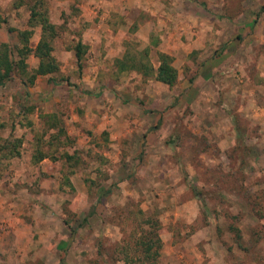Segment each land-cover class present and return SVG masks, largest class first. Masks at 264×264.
Listing matches in <instances>:
<instances>
[{
	"label": "rangeland",
	"instance_id": "rangeland-1",
	"mask_svg": "<svg viewBox=\"0 0 264 264\" xmlns=\"http://www.w3.org/2000/svg\"><path fill=\"white\" fill-rule=\"evenodd\" d=\"M32 1L0 0V44L17 43L7 26L26 28ZM44 2L59 70L0 86V135L24 137L0 172V264H264V0ZM136 50L154 66L171 56L177 83L118 72ZM52 113L65 145L45 141ZM148 219L152 263L138 245Z\"/></svg>",
	"mask_w": 264,
	"mask_h": 264
},
{
	"label": "trees",
	"instance_id": "trees-1",
	"mask_svg": "<svg viewBox=\"0 0 264 264\" xmlns=\"http://www.w3.org/2000/svg\"><path fill=\"white\" fill-rule=\"evenodd\" d=\"M18 4H16V6ZM200 4L203 7L205 6L204 2H200ZM29 7L30 12L26 28L18 29L13 26H7V31L15 32V35L17 36V43L12 47L14 52L7 42L0 44V86L5 85L8 81L18 80L24 88H27L28 86L34 85L38 76L50 75L59 70L58 60L52 53V42L58 36L59 28L49 20L48 10L44 0H33ZM6 22V19L0 15V27ZM35 27L40 28V38L37 44L32 47L29 42L34 33L33 29ZM73 51L77 59V64L81 67V59L86 51V46L78 40L73 46ZM30 55L37 59L36 66L31 68L27 62ZM114 65L117 67L118 72L131 69L136 70L145 78L153 77L155 80L170 87L175 85L179 79L178 70L173 64L172 57L162 52H158L156 66L151 63L147 50H136L134 52L127 51L122 57L116 58ZM193 77L194 76H191L189 78V82L192 81ZM58 82L62 84L65 83L68 87L74 86V84L70 83L67 79L59 78L56 80L53 77H48V84H52L53 86ZM74 87L80 90L77 86ZM136 101L143 104L139 100ZM34 107L35 105L31 104L26 107V110L30 112ZM43 115L48 117V120L46 121L48 123L46 124L47 127L49 129H56L55 132L49 135V139L45 141L48 142L50 147L54 144H56V146L67 144L69 138L64 127L61 125L62 122L55 117L54 113ZM160 117L161 113L158 114L157 120H159ZM27 123L28 125H32L30 120H28ZM4 126L5 125L0 122V128ZM38 136L41 140L42 135ZM23 142V136L2 137L0 135V172L1 170H6L14 158L20 156ZM48 155V152H44L37 148L33 159L38 162ZM60 155H64L69 161L70 166H73L74 163L78 164L79 162V159L77 158L78 154L74 156L67 152H63ZM52 158L55 159L54 156ZM64 183H69L68 178H65ZM146 223L148 224L149 229L146 231L145 235L140 237L138 245L140 251L143 252V259L145 262L152 263L159 256V249L162 242L159 233L157 232L159 229V223L157 220L148 219Z\"/></svg>",
	"mask_w": 264,
	"mask_h": 264
}]
</instances>
